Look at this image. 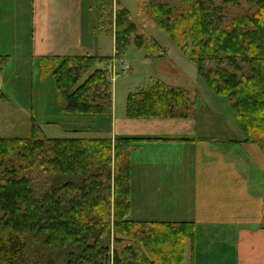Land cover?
<instances>
[{
  "label": "trees",
  "instance_id": "1",
  "mask_svg": "<svg viewBox=\"0 0 264 264\" xmlns=\"http://www.w3.org/2000/svg\"><path fill=\"white\" fill-rule=\"evenodd\" d=\"M140 12L228 100L245 142L264 154V0H140ZM96 31L115 36L116 58L146 38L121 5L102 12ZM112 61H40L62 115L112 121L114 87L102 68ZM126 110L128 120L197 118L190 93L160 81L129 95ZM151 140L48 138L34 118L28 138L0 139V264H186L188 248L195 264V224L129 220L131 155Z\"/></svg>",
  "mask_w": 264,
  "mask_h": 264
},
{
  "label": "rangeland",
  "instance_id": "2",
  "mask_svg": "<svg viewBox=\"0 0 264 264\" xmlns=\"http://www.w3.org/2000/svg\"><path fill=\"white\" fill-rule=\"evenodd\" d=\"M120 1L127 6L132 17L139 23L146 38L140 44L133 42L117 58L115 40L112 44L110 35L106 34L103 38L100 36L97 40V43L101 45L105 39H108L109 46H106L108 50L103 53L105 54L103 56L113 57L112 62L102 67L108 71L114 87L112 121L107 118L96 119L61 114L52 74H43L40 61L34 60L30 53L33 20L31 0L27 2L24 10L14 6L10 8L9 12L12 19L5 26L7 38L4 40V44L0 45H4L5 49L12 50L14 37L12 38L10 33L11 29L17 27L15 31L19 33L18 30L20 29L23 47L16 52L13 49L7 57H0V139L28 138L31 135L33 118L48 138H68L79 133L88 137H131L124 135L129 131L128 124H122L123 121L127 122L128 120L126 106L129 95L148 88L154 81H160L172 87L184 88L190 93L192 100L196 103V119L198 120L199 132L202 131L200 135L214 136L205 134V127L209 130L212 128L211 133H217L215 144L219 150L217 160L226 163L234 159L237 160L239 155L228 152L230 149L228 147H232L233 144L225 142L238 139L239 136L243 137V133L228 100L211 92L205 81L198 76L195 64L171 41L165 31L151 22L143 21L140 12V0ZM94 3L97 6V2ZM86 4L91 6L92 1L86 0ZM93 16L94 18L99 17V12L95 8ZM8 29L10 30L8 31ZM152 41L156 43L158 48L151 45L150 42ZM126 66L130 67L128 72H125ZM149 121L161 120H146V122ZM139 122H143V120ZM114 135L115 137H113ZM150 143L154 142L151 141ZM160 143L162 144L139 148L131 155V211L129 220L134 221L141 218L153 221H177L190 218L183 217L184 213H181L180 208H177L176 202H167L161 194H151L154 187H150L148 182L155 179L161 180L166 173L168 176L176 173L177 181L182 177L183 179L187 177L188 180L191 177L188 174L187 176H182V174L180 176V170L167 171L164 170L163 166L155 168V166L149 165L161 164L166 160H174L178 163L184 157L180 145L169 142ZM208 160L211 159L208 158ZM146 189L149 190L146 198H144L143 192ZM138 199H142V201H138ZM134 201L137 202L135 203L138 210L134 208ZM217 235H219L218 232L212 231L206 235L213 240L210 241V244L207 243L208 247H205V253L208 252L216 256L217 251L218 254L216 248L220 247V242L216 239ZM215 242L216 248H214ZM233 254V249L229 248L222 257H219V261L233 264ZM214 261H216L215 264L218 263V259L215 258Z\"/></svg>",
  "mask_w": 264,
  "mask_h": 264
},
{
  "label": "crops",
  "instance_id": "3",
  "mask_svg": "<svg viewBox=\"0 0 264 264\" xmlns=\"http://www.w3.org/2000/svg\"><path fill=\"white\" fill-rule=\"evenodd\" d=\"M29 1L0 0V44H4L7 38L5 26L12 19L10 8L14 6L24 10ZM90 1L91 6L86 4V0H31L33 20L29 49L34 60L64 58L70 55L105 57L103 53L108 50L106 46H109V41L105 39L101 45L97 43L98 38L100 36L103 38L106 34L96 31L98 18H94L93 10L95 8L100 16L103 11L109 9L115 16L118 5L128 11L129 9L120 0ZM95 1L97 6L94 5ZM15 29L17 27L11 29L10 33L11 37H14L12 50L0 45V57H7L13 49L16 52L23 47L20 29L18 27L19 33ZM107 35L111 36L113 44L115 36ZM139 121L127 120L122 124H128L129 128L124 135L152 139L154 142L142 144L140 148L169 142L180 145L184 152V157L178 163L166 160L161 164L149 165L155 168L163 166L167 171L180 170V173L178 172L180 176L181 174L191 176L189 180L182 177L178 183L176 173L169 176L166 173L163 179L149 181L148 185L154 187L151 194H161L167 202H176L177 208L184 213L183 217L190 218L177 221L140 218L134 221L195 224L197 228L195 264H215V258L218 259L216 264H227L224 261L220 262L219 257H222L229 248L234 251L233 264H264V154L260 148L246 143L243 134V137L239 136L238 139L225 142L233 144L232 147H228L230 148L228 152L239 155L237 160L229 163L220 162L217 160L219 150L215 145L217 133H211L212 128L209 130L205 127V134L214 136H201L202 131L199 132L197 119ZM148 190L143 192L144 198ZM136 201L134 208L138 210ZM211 231L219 233L216 239L220 242V247L216 248V242L214 245V248L218 249L216 256L205 253L207 243L210 244L213 240L206 237ZM192 263L189 248L186 253V264Z\"/></svg>",
  "mask_w": 264,
  "mask_h": 264
},
{
  "label": "built area",
  "instance_id": "4",
  "mask_svg": "<svg viewBox=\"0 0 264 264\" xmlns=\"http://www.w3.org/2000/svg\"><path fill=\"white\" fill-rule=\"evenodd\" d=\"M130 70V67L129 66H126L125 67V72H128Z\"/></svg>",
  "mask_w": 264,
  "mask_h": 264
}]
</instances>
